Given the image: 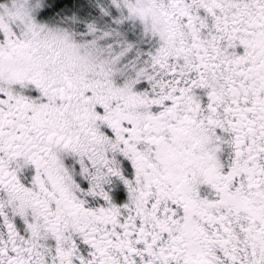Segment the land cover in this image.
Wrapping results in <instances>:
<instances>
[{
  "label": "snow or ice",
  "instance_id": "6c2138e0",
  "mask_svg": "<svg viewBox=\"0 0 264 264\" xmlns=\"http://www.w3.org/2000/svg\"><path fill=\"white\" fill-rule=\"evenodd\" d=\"M0 264H264V0H0Z\"/></svg>",
  "mask_w": 264,
  "mask_h": 264
}]
</instances>
